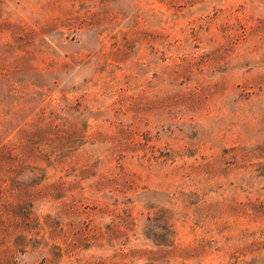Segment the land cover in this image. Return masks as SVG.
I'll return each mask as SVG.
<instances>
[{
  "label": "rangeland",
  "instance_id": "374dc122",
  "mask_svg": "<svg viewBox=\"0 0 264 264\" xmlns=\"http://www.w3.org/2000/svg\"><path fill=\"white\" fill-rule=\"evenodd\" d=\"M28 53L58 157L0 264H264V0H0L8 109Z\"/></svg>",
  "mask_w": 264,
  "mask_h": 264
},
{
  "label": "trees",
  "instance_id": "16d2710c",
  "mask_svg": "<svg viewBox=\"0 0 264 264\" xmlns=\"http://www.w3.org/2000/svg\"><path fill=\"white\" fill-rule=\"evenodd\" d=\"M34 61L32 55L28 53L26 58H22L21 63L16 64L13 73L14 76L20 73H29L28 79L24 83L30 86L38 81L39 91H28L21 103L15 104L9 109L7 98H17L18 94L4 89L7 79L12 76L8 74V70L3 68V64H0V233L4 235V240L14 233H21L22 221L32 218L31 213H25V210H29L33 205L32 200H29L28 192L36 178L30 180L24 176L32 174L38 177L45 174L47 170L56 166V157H58L47 150L49 133L53 131V128L50 124H45L41 118L42 110L40 116L30 123L13 124L8 118V112L14 110L15 106L22 107L18 109L20 112H23L24 106L28 105L29 107L28 101L26 102L29 97L33 98L36 94L48 97L49 94H46L49 91V88H46L47 84H52L56 88L58 86L56 70L51 67L43 70L40 68L41 64ZM46 97L44 96V98ZM60 100L65 101L64 91ZM28 114L30 112L26 113V115ZM10 199H16L15 201L18 202L13 203Z\"/></svg>",
  "mask_w": 264,
  "mask_h": 264
}]
</instances>
